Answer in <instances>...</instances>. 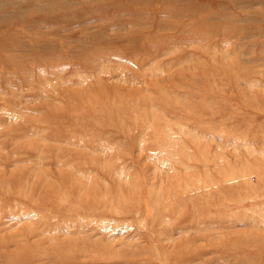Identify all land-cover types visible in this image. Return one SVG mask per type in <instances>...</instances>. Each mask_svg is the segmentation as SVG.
Masks as SVG:
<instances>
[{"label": "rangeland", "instance_id": "rangeland-1", "mask_svg": "<svg viewBox=\"0 0 264 264\" xmlns=\"http://www.w3.org/2000/svg\"><path fill=\"white\" fill-rule=\"evenodd\" d=\"M0 264H264V0H0Z\"/></svg>", "mask_w": 264, "mask_h": 264}]
</instances>
